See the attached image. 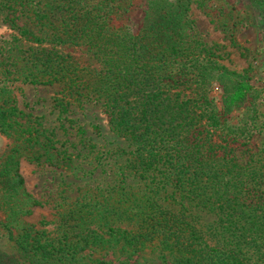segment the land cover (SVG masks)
Instances as JSON below:
<instances>
[{
  "label": "trees",
  "instance_id": "1",
  "mask_svg": "<svg viewBox=\"0 0 264 264\" xmlns=\"http://www.w3.org/2000/svg\"><path fill=\"white\" fill-rule=\"evenodd\" d=\"M130 3L0 0L12 28L0 39V133L11 138L0 155V206L18 252L0 254V264H88L85 249L117 245L128 257L158 236L176 245L175 264H264V169L250 163L258 161L252 151L245 163L235 151L250 138L247 120L255 115L247 110L255 109L246 107L236 124L229 115L246 95L252 104L259 89L190 32L189 0H146L135 28L123 19ZM77 45L98 65H78L62 51ZM15 81L59 83L58 116L71 101L99 102L127 140L136 174L157 190L171 187L165 202L139 205L128 228L119 225L126 197L109 207L75 200L58 213L54 232L43 227L49 220H22L42 202L25 188L19 158L54 164L59 148L54 132L17 105ZM213 81L222 88L220 107L208 95ZM199 206L214 214L211 221L198 222ZM126 261L117 264H133Z\"/></svg>",
  "mask_w": 264,
  "mask_h": 264
},
{
  "label": "rangeland",
  "instance_id": "2",
  "mask_svg": "<svg viewBox=\"0 0 264 264\" xmlns=\"http://www.w3.org/2000/svg\"><path fill=\"white\" fill-rule=\"evenodd\" d=\"M145 1L131 0L123 19L132 28L143 21V10L140 7L144 6ZM188 7L189 16L193 19V29L190 32L195 33V38L210 47L218 55L216 58L220 63L243 73V80L259 89L252 104L246 95L231 109L229 115L236 124L240 123L241 117L244 118L241 111L246 107L252 106L255 109L247 110L249 116L255 115L253 120H247L251 130L250 138L246 145H240L242 151H235L241 163L250 158L247 153L252 151L254 160L258 161L250 163L255 162L264 169V0H189ZM3 14L4 10L0 11V39L12 31L7 21L2 19ZM62 51L70 55L78 65L87 68L98 65L85 46H69ZM13 84L15 87L12 94L17 105L29 113L31 118L34 116L47 132L50 129L54 132V144L59 148L54 164L41 161L36 165L28 162L24 170L20 167L25 188L42 202L34 205L29 214L21 217L22 220L35 224L40 219L49 220L43 227L54 232V220L58 213L70 207L75 200H99L103 207H109L105 202L115 205L126 197L129 208L125 211L129 212L123 214L119 225L128 228L136 225L135 213L140 208L139 205L150 207L154 201L165 202L171 187L165 186L157 190L152 187L148 175L136 174L128 162L130 154L127 140L111 128L108 111L99 102L71 101L67 104V110L58 116L59 104L56 97L60 96L59 83L32 84L15 81ZM182 90L188 92L189 87ZM208 95L213 97L218 107L221 106L222 88L217 81L211 82ZM10 144L11 138L0 133V155ZM259 151V156H256L255 153ZM196 212L199 223L211 221L214 217L212 212L205 208L201 210L200 206ZM3 213L0 206V254L17 256L14 242L7 236V230L2 225ZM174 247L175 244L169 247L158 236L146 240L128 257L127 252L123 253L117 245L85 249L82 259L89 261L88 264H117L121 259H127L126 262L133 264H175L173 255L178 253L174 249L171 251Z\"/></svg>",
  "mask_w": 264,
  "mask_h": 264
},
{
  "label": "crops",
  "instance_id": "3",
  "mask_svg": "<svg viewBox=\"0 0 264 264\" xmlns=\"http://www.w3.org/2000/svg\"><path fill=\"white\" fill-rule=\"evenodd\" d=\"M28 165V161L27 160H25V159H23L22 157L21 158H19V163H18V168H19V172L21 173V175L23 174L22 173V170H21V168L20 167H22L23 168V170L26 168V166ZM23 177V176H22ZM23 181H24V179H23ZM34 206V205H33ZM32 206V207H33ZM31 207V208H32ZM2 211V210H1ZM4 214V213H3ZM1 215V218H3V220H4V215Z\"/></svg>",
  "mask_w": 264,
  "mask_h": 264
}]
</instances>
